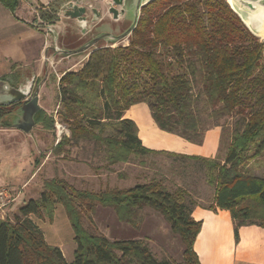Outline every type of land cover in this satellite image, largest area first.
Instances as JSON below:
<instances>
[{
  "label": "trees",
  "instance_id": "obj_1",
  "mask_svg": "<svg viewBox=\"0 0 264 264\" xmlns=\"http://www.w3.org/2000/svg\"><path fill=\"white\" fill-rule=\"evenodd\" d=\"M21 1L0 0L11 11ZM64 1L69 0H58L41 11L43 24L60 20ZM170 56L184 73H174ZM57 98L60 121L70 135L57 143L55 154L80 141H94L106 148L110 165L128 162L133 154L150 153L199 161L207 184L215 188L208 209L230 211L236 240L242 226L264 228V175L257 177L248 170V163L264 153V41L248 29L227 0L147 3L130 43L94 49L80 70L60 78ZM202 102L216 121L235 118L223 161L149 149L139 137L136 122L124 115L130 107L145 103L160 129L202 144L206 129L196 110ZM3 109L0 119L9 118L11 112ZM36 121L47 129L55 125L43 109ZM187 198L185 189L170 191L156 180L98 192L77 189L63 178L47 180L40 197L21 206L13 222L0 219V264H171L169 259H157L142 238L110 240L88 232L84 214L94 212L98 204L113 207L119 220L128 223H134L133 214L143 207L160 211L184 244L183 264H200L194 242L202 223L192 217L194 206ZM57 204L65 207L75 233L72 262L59 247L47 243L30 217L43 210L53 213Z\"/></svg>",
  "mask_w": 264,
  "mask_h": 264
},
{
  "label": "rangeland",
  "instance_id": "obj_2",
  "mask_svg": "<svg viewBox=\"0 0 264 264\" xmlns=\"http://www.w3.org/2000/svg\"><path fill=\"white\" fill-rule=\"evenodd\" d=\"M89 4L101 5L94 1L89 2ZM63 9L64 5H61L59 7L61 15H63ZM133 13V7L128 6L124 18L114 22H104L108 25L109 31L107 32H110L112 36H121L126 33L135 21ZM35 15L37 17L36 24L43 26L42 19L39 18L40 9L34 13ZM67 22L68 20L62 17L59 23L60 27L57 29V32H60L58 43L63 51L70 49L64 46L63 40L67 37V42H69L73 32V28L70 26L67 34L64 33ZM104 24L97 26V29L103 28ZM75 32L80 36L82 35L80 33L82 29L77 28ZM83 36L85 37V35ZM131 37L118 42L103 39L95 45L98 47L110 44L109 47L112 48L126 46L130 43ZM91 38L89 34L85 40ZM259 39L264 41L263 37L259 36ZM82 43L84 42H77L71 47L80 49L83 46ZM96 46L74 54L71 60L83 61L84 58L90 56L93 52L90 50ZM99 48L101 47L97 49ZM166 53L169 52L166 51ZM49 56V70L36 75L31 94L39 88V103L47 115L55 119L56 123V121L61 122L58 114L57 94L59 80L63 75L61 70L57 68V64L53 62L57 60L54 58L56 55L51 59L52 52L49 51ZM57 57L62 58V56ZM170 59L174 66V73L185 72V69L175 59L172 57ZM77 69L80 70L81 68ZM31 77L28 70L24 79L30 80ZM199 89L200 84H197L195 86L196 94ZM21 105L22 101L0 107L2 109L5 107L6 109H3L5 113H10L16 111ZM204 109L205 103L202 102L196 110L206 129L205 134L213 128L221 130L218 154L216 153L215 157L223 161L231 143V131L235 118L226 116L216 121L208 116V111ZM216 122L219 125H215ZM56 131V124L53 129H47L42 124H37L31 132L25 133L12 126L11 117L0 119V185L13 188L17 193L15 201L7 208L5 214L0 218L1 220L8 219L13 222L15 216L19 215L21 206L31 199H38L45 188V182L54 178H63L77 189L94 192L114 188L128 189L138 184L156 180L160 181L170 191H175L177 188L185 189L189 197L187 199L193 206L199 201L197 195L200 193L201 198L205 201L202 205L209 206L212 201L214 188L213 186L208 187L210 192L203 190L206 188L203 185L207 182L203 163L199 161L168 153H150L133 154L128 162L110 165L106 160V148L104 146L97 147L94 141H80L78 145L67 146L66 151L58 155L54 152V148L59 142ZM145 132H150V130L146 129ZM145 132L142 133L144 137ZM151 142L156 146L154 149H162L165 146L157 139H153ZM248 170L257 177H263L264 153L248 163ZM194 194L197 198H194ZM30 217L43 231L47 243L59 247L67 262H72L77 244L65 207L62 204H57L53 213L43 210L41 215L32 214ZM133 219L134 223L122 222L113 207L98 204L94 212L84 214L83 226L88 232L103 235L110 240L142 238L147 242L157 259H169L171 264H183L184 244L180 235L171 230L169 222L160 211L146 206L136 210Z\"/></svg>",
  "mask_w": 264,
  "mask_h": 264
},
{
  "label": "crops",
  "instance_id": "obj_3",
  "mask_svg": "<svg viewBox=\"0 0 264 264\" xmlns=\"http://www.w3.org/2000/svg\"><path fill=\"white\" fill-rule=\"evenodd\" d=\"M57 1L22 0L15 11H11L0 2V79H8L14 87H19L36 78V75L49 70L46 57H49L51 49L48 47H50L54 37L47 34L45 24L43 26L36 24L37 17L36 15L34 16V13L38 9L40 11L50 9V5L57 4ZM86 1H94L101 4H97L99 7L97 5H94V7L102 11L103 22L101 19L98 20L87 34L80 32L82 34L81 37L75 32V29H80L77 21L75 19H67L68 17L59 13L60 20L55 23L56 26L60 27L59 23L61 18L64 17L68 20L64 33L67 34L70 26L73 28L71 40L67 42V37L63 40L64 46L70 48L69 50H74L75 48L71 46L77 42L83 41L85 43L88 41L85 39L89 34L93 38L109 31L108 25L104 24V22L117 21L108 13L110 0H78L79 3ZM102 23L104 27L97 29V26ZM57 33L59 34L60 32ZM98 47L96 46L94 49ZM72 56L74 54L62 58L55 57L57 60L53 62L57 64V68L61 70L62 75L69 71L78 70L77 68H82L89 58L87 56L83 61H72ZM28 70L32 76L30 80L24 79L28 74ZM124 115L136 122L139 129V137L143 145L149 149L209 158H216L215 156L218 154L221 135L219 128L207 131L203 143L196 144L179 135L160 129L154 121L148 105L145 103L130 107ZM143 129L145 131L146 129L150 130V132L144 131L145 137L142 135L144 133ZM153 139L159 140L165 146L162 149H154L156 146L151 142ZM203 187H206L203 189L205 192H210L208 189L210 185L206 183ZM197 196L199 201L194 204L192 217L202 223L194 242V250L199 257L200 264H264V228L260 226H242L239 229V239L236 240L235 223L230 211L225 209L210 210L208 206L202 205L205 201L201 198V193ZM214 196L215 188L210 204L213 202ZM194 198H197L195 194Z\"/></svg>",
  "mask_w": 264,
  "mask_h": 264
},
{
  "label": "water",
  "instance_id": "obj_4",
  "mask_svg": "<svg viewBox=\"0 0 264 264\" xmlns=\"http://www.w3.org/2000/svg\"><path fill=\"white\" fill-rule=\"evenodd\" d=\"M153 0H110L108 4V13L115 20L124 18L126 8L133 7L134 23L126 33L121 36H112L110 32H104L100 35L86 41L80 49L62 50L58 43L59 34L54 37L49 49L52 51L51 59L55 56H70L77 54L94 46L102 39H111L113 42L121 41L124 38L131 37L133 30L136 28L141 15L142 7ZM231 8L239 15L243 23L257 37L264 30V0H232ZM63 15L75 19L83 34H87L92 30V26L101 19L103 13L89 2L79 3L77 0L63 2ZM62 5V6H63ZM110 44L100 47H107ZM54 57V58H55ZM50 59V57H49ZM48 62V60H47ZM35 78L28 83L19 87H14L10 80L0 79V106H9L22 101V105L14 112H11L12 126L25 132H31L37 125L36 116L42 109L39 103V88L31 94L34 86Z\"/></svg>",
  "mask_w": 264,
  "mask_h": 264
},
{
  "label": "built area",
  "instance_id": "obj_5",
  "mask_svg": "<svg viewBox=\"0 0 264 264\" xmlns=\"http://www.w3.org/2000/svg\"><path fill=\"white\" fill-rule=\"evenodd\" d=\"M45 26H46L45 30L48 35L50 36L53 35V37L57 35L58 26H56L55 23L45 24ZM49 57H46L48 62H50L48 59ZM51 63L53 62L51 61ZM55 124L57 128V131L55 133H56L58 141H60L63 136L70 135L69 129L66 125H64L63 123L59 121H56ZM16 197H17V193L15 189L0 185V218L2 217V215L5 214L7 208L15 201Z\"/></svg>",
  "mask_w": 264,
  "mask_h": 264
},
{
  "label": "bare ground",
  "instance_id": "obj_6",
  "mask_svg": "<svg viewBox=\"0 0 264 264\" xmlns=\"http://www.w3.org/2000/svg\"><path fill=\"white\" fill-rule=\"evenodd\" d=\"M230 3H232V0H228ZM260 37L264 38V30L259 34Z\"/></svg>",
  "mask_w": 264,
  "mask_h": 264
}]
</instances>
